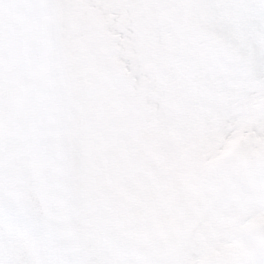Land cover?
Instances as JSON below:
<instances>
[{
	"label": "snow or ice",
	"instance_id": "1",
	"mask_svg": "<svg viewBox=\"0 0 264 264\" xmlns=\"http://www.w3.org/2000/svg\"><path fill=\"white\" fill-rule=\"evenodd\" d=\"M0 264H264V0H0Z\"/></svg>",
	"mask_w": 264,
	"mask_h": 264
}]
</instances>
